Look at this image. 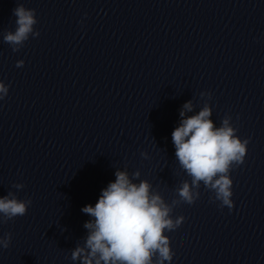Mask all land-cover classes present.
I'll return each instance as SVG.
<instances>
[{
  "label": "water",
  "instance_id": "1",
  "mask_svg": "<svg viewBox=\"0 0 264 264\" xmlns=\"http://www.w3.org/2000/svg\"><path fill=\"white\" fill-rule=\"evenodd\" d=\"M19 3L36 10L40 35L13 52L3 34ZM0 80V196L32 201L0 223L12 234L0 264H80L81 209L117 169L139 170L171 203L191 180L171 135L189 100L187 115L207 101L217 127L230 115L250 142L230 173L231 211L203 185L174 208L185 221L166 233L171 264H264V0H0Z\"/></svg>",
  "mask_w": 264,
  "mask_h": 264
},
{
  "label": "clouds",
  "instance_id": "2",
  "mask_svg": "<svg viewBox=\"0 0 264 264\" xmlns=\"http://www.w3.org/2000/svg\"><path fill=\"white\" fill-rule=\"evenodd\" d=\"M15 31H6L3 41L13 52L19 51L29 37H39L34 30L38 23L36 10L22 3L13 9ZM24 61H17L22 67ZM10 85L0 80V101L7 97ZM210 92L200 97L211 99ZM192 100L183 104L179 125L172 132L175 157L180 168L191 178L182 181L175 189L176 198L171 203L153 189L147 180H139L140 171L131 175L125 168L115 171V181L101 190L95 206L89 204L81 211L91 217L83 225L87 229L84 244L71 251V260L80 264H171L174 253L166 233L175 231L185 221L184 216L173 218L174 208L181 204L193 205L200 197L201 185L214 195L210 202L219 201V207H234L231 171L245 161L249 139H241L232 117L225 115L219 127L213 122L212 108L207 101L195 114ZM146 159L147 153H141ZM139 180V183H135ZM13 188L20 190L23 184ZM31 199H18L9 191L0 196V223H7L27 214ZM12 234L0 236V249H8Z\"/></svg>",
  "mask_w": 264,
  "mask_h": 264
}]
</instances>
